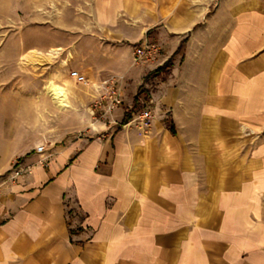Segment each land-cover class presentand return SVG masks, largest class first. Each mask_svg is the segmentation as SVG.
<instances>
[{
  "label": "crops",
  "instance_id": "crops-1",
  "mask_svg": "<svg viewBox=\"0 0 264 264\" xmlns=\"http://www.w3.org/2000/svg\"><path fill=\"white\" fill-rule=\"evenodd\" d=\"M89 1L73 67L124 105L0 176V264H264V0Z\"/></svg>",
  "mask_w": 264,
  "mask_h": 264
},
{
  "label": "rangeland",
  "instance_id": "rangeland-1",
  "mask_svg": "<svg viewBox=\"0 0 264 264\" xmlns=\"http://www.w3.org/2000/svg\"><path fill=\"white\" fill-rule=\"evenodd\" d=\"M88 1L0 0L2 178H17L16 172L33 145L48 146L78 138L87 126L105 122L101 117L106 112L92 115L100 95L70 77L76 71L74 62L80 60L74 53L77 43L94 32ZM51 50L59 53L49 54ZM51 80L66 89L70 108L56 107L45 89ZM110 90L104 89L102 95L108 96ZM103 108L107 110L108 104L104 103Z\"/></svg>",
  "mask_w": 264,
  "mask_h": 264
},
{
  "label": "built area",
  "instance_id": "built-area-1",
  "mask_svg": "<svg viewBox=\"0 0 264 264\" xmlns=\"http://www.w3.org/2000/svg\"><path fill=\"white\" fill-rule=\"evenodd\" d=\"M160 48L156 43L145 41L141 45L137 46L135 49V64H145L150 61H155L160 56ZM70 77L72 80H74L79 85H88V79L86 76L82 75L79 71H73L70 73ZM104 87H111V90L109 91L108 96L102 95V92L99 94L100 98L95 103L96 109H101L103 107L104 103L108 104V112H112L115 108L119 107L122 104L121 95L119 94V91L116 90V84L111 82H104ZM98 90H101L98 88ZM104 90V88H102ZM154 119L153 110L151 105H146L141 113L137 116L138 123L144 127L148 128L151 125L152 120ZM36 153L39 155H42L45 153V146H39L36 149ZM24 174V169L22 168V165L19 166L16 177H20Z\"/></svg>",
  "mask_w": 264,
  "mask_h": 264
},
{
  "label": "bare ground",
  "instance_id": "bare-ground-1",
  "mask_svg": "<svg viewBox=\"0 0 264 264\" xmlns=\"http://www.w3.org/2000/svg\"><path fill=\"white\" fill-rule=\"evenodd\" d=\"M58 53L59 50H51L49 52V54L53 55H57ZM45 89L59 110L70 108L67 91L64 87L56 84L53 80H51L46 84Z\"/></svg>",
  "mask_w": 264,
  "mask_h": 264
},
{
  "label": "trees",
  "instance_id": "trees-1",
  "mask_svg": "<svg viewBox=\"0 0 264 264\" xmlns=\"http://www.w3.org/2000/svg\"><path fill=\"white\" fill-rule=\"evenodd\" d=\"M165 70V68H161L158 69L156 72L153 73V75L159 74L161 72H163ZM138 100V98L136 99V101ZM131 117L130 115H126L124 120H123V125H126L129 121H130Z\"/></svg>",
  "mask_w": 264,
  "mask_h": 264
}]
</instances>
